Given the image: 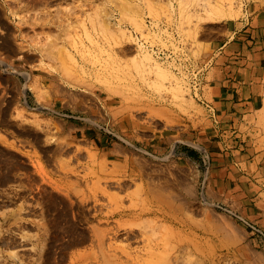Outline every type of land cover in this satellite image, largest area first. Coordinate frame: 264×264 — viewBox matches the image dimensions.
<instances>
[{
    "label": "rangeland",
    "instance_id": "374dc122",
    "mask_svg": "<svg viewBox=\"0 0 264 264\" xmlns=\"http://www.w3.org/2000/svg\"><path fill=\"white\" fill-rule=\"evenodd\" d=\"M236 54L264 0H0V264H264V94L213 91Z\"/></svg>",
    "mask_w": 264,
    "mask_h": 264
},
{
    "label": "crops",
    "instance_id": "0c3cea01",
    "mask_svg": "<svg viewBox=\"0 0 264 264\" xmlns=\"http://www.w3.org/2000/svg\"><path fill=\"white\" fill-rule=\"evenodd\" d=\"M238 53L242 54V50ZM213 78L214 97L223 100L225 113L248 115L264 94V59L244 60L236 54L213 66ZM180 154L190 156L185 150Z\"/></svg>",
    "mask_w": 264,
    "mask_h": 264
},
{
    "label": "bare ground",
    "instance_id": "6f19581e",
    "mask_svg": "<svg viewBox=\"0 0 264 264\" xmlns=\"http://www.w3.org/2000/svg\"><path fill=\"white\" fill-rule=\"evenodd\" d=\"M146 58H148V59H149L150 57H149L148 55H146ZM158 67L160 68L161 66H160V65H158ZM160 71H161V70H160ZM162 74H166V73L162 71ZM28 77H30V75H29V74H28ZM148 214H150V215H151V214H152V212H149ZM95 232H96V231H95ZM98 232H99V231H98ZM97 234H98V233H97ZM104 239H105V238H104ZM105 240H106V239H105ZM105 242H106V241H105ZM102 244H103V243H102ZM108 244H109V243H108ZM153 249H154V247H153Z\"/></svg>",
    "mask_w": 264,
    "mask_h": 264
}]
</instances>
